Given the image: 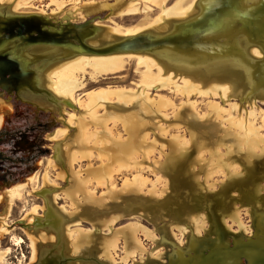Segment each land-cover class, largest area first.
Returning <instances> with one entry per match:
<instances>
[{
    "label": "rangeland",
    "instance_id": "obj_1",
    "mask_svg": "<svg viewBox=\"0 0 264 264\" xmlns=\"http://www.w3.org/2000/svg\"><path fill=\"white\" fill-rule=\"evenodd\" d=\"M13 18L68 42L0 84V264H264V0H0Z\"/></svg>",
    "mask_w": 264,
    "mask_h": 264
},
{
    "label": "water",
    "instance_id": "obj_2",
    "mask_svg": "<svg viewBox=\"0 0 264 264\" xmlns=\"http://www.w3.org/2000/svg\"><path fill=\"white\" fill-rule=\"evenodd\" d=\"M32 29H33V24L29 20L15 19V20L9 21L7 23L0 22V32L6 31L8 33V35H6L5 37L0 38V42L2 39L8 40V39H11V38L16 37V36L23 38L22 34L27 33L29 31L32 32ZM70 31H72V30H70ZM37 32H38V35L44 34V36H50L46 33L41 32L40 30ZM50 37H52V36H50ZM52 40H46V41L40 40L39 42L40 43H51V44L56 45L59 43H63V41H65V40H61V39H58V40H60V41H58L57 38H54V37H52ZM36 43H38V42H36ZM119 46L120 47H123V46L132 47V45H130L129 43H125V42H120ZM111 48H117V47L113 46ZM111 48H109L107 50H102V51H103V53L112 52ZM85 49L87 50L89 48H85ZM89 50L92 53L96 52L95 50H92V49H89ZM115 51H117V50H115ZM99 52H101V51H99ZM25 73H26V71H21L19 68H17L16 65H13V63L11 61H7V60L0 58V84L10 83V82L12 83V82L19 81L20 78H22V76L25 75Z\"/></svg>",
    "mask_w": 264,
    "mask_h": 264
},
{
    "label": "flooded vegetation",
    "instance_id": "obj_3",
    "mask_svg": "<svg viewBox=\"0 0 264 264\" xmlns=\"http://www.w3.org/2000/svg\"><path fill=\"white\" fill-rule=\"evenodd\" d=\"M12 20H15V19L13 18V19H10L9 21H12ZM9 21H7V22H9ZM0 22H3V21H0ZM33 29H34V31H32V32L29 31L27 33L22 34V37L29 36V35L37 36L38 35L37 31H39V28L36 25H33ZM0 33H5L6 35H8V33L6 31H1ZM6 35L1 36V37H5ZM17 38H18V42H20V45L18 44V47L20 48V53H22V55L24 54V56H20V53H17L16 54L17 56L15 55L16 56L15 59L14 58H8L6 56H8L10 54L9 53L10 51H6V53H4V51H3L4 48L0 47V58H2L4 60H7V61H11L13 63V65H16L17 68H19L21 71L26 70L25 67H27L28 65H29L28 67H30L32 65L35 66L39 62L41 54H48V53H50V52L55 50V49L54 50L51 49V50L45 51L43 53L36 52V51H33V50L35 48H39L40 46H42L40 44H43V43H40V42H38V43H25L24 41H21L23 39L20 40V37H17ZM4 40H6V39H2L1 42L4 41ZM65 42H68V40L63 41V43H65ZM25 45H27V46L29 45V47H24ZM30 45H32V46H30ZM24 49H27V50L23 51ZM24 58L27 59V61H26L27 63H24V61H23ZM26 64H28V65H26ZM85 260L86 261H92V262L94 261L92 258L85 259ZM153 261H156V259H152L151 262L149 261V264H154V263H152ZM95 262H96V264H102V263H99L98 261H95Z\"/></svg>",
    "mask_w": 264,
    "mask_h": 264
},
{
    "label": "bare ground",
    "instance_id": "obj_4",
    "mask_svg": "<svg viewBox=\"0 0 264 264\" xmlns=\"http://www.w3.org/2000/svg\"><path fill=\"white\" fill-rule=\"evenodd\" d=\"M228 10V9H227ZM262 10V9H261ZM243 12V11H242ZM230 13V12H229ZM264 20V19H263ZM249 26V25H248ZM255 29V28H254ZM204 31H205V29H204ZM229 32V31H228ZM108 37V36H107ZM98 41H100V42H102L103 41V39H105L106 38V36H102V35H98ZM245 38V37H244ZM249 39H251V38H249ZM249 39H248V41H249ZM246 40V39H245ZM97 41V42H98ZM250 41H252V40H250ZM107 42V41H106ZM243 42V41H242ZM245 42V41H244ZM217 43V42H216ZM260 43V42H259ZM230 44V43H229ZM264 44V43H263ZM257 45H258V43H257ZM259 45H261V44H259ZM241 46H243V45H241ZM262 46V45H261ZM243 49V48H242ZM25 50V49H24ZM23 50V51H24ZM186 51V50H185ZM215 52V51H214ZM53 57V56H52ZM50 58V57H49ZM42 63V62H41ZM42 65H47V64H42ZM49 68V67H48Z\"/></svg>",
    "mask_w": 264,
    "mask_h": 264
}]
</instances>
